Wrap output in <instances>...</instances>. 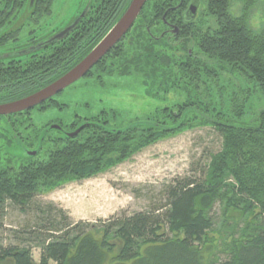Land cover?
I'll return each mask as SVG.
<instances>
[{"label": "trees", "instance_id": "trees-1", "mask_svg": "<svg viewBox=\"0 0 264 264\" xmlns=\"http://www.w3.org/2000/svg\"><path fill=\"white\" fill-rule=\"evenodd\" d=\"M190 1L148 0L132 29L85 77H97L99 82L106 76L127 77L137 65L149 73L166 67L171 75L192 76L200 67L199 61H192L201 59L202 71L212 78L217 76L215 66H220L241 81L227 96L225 111L231 118L245 112L252 94L264 98V31L253 32L246 24L260 0H197V15L189 19L184 12ZM235 1L241 5L240 15L232 11ZM130 2L92 0L79 23L47 42L62 27L49 29L42 21L51 15L53 0H0V104L29 96L72 69L105 37ZM203 12L214 19L213 32L197 28ZM29 43L32 51H26ZM18 50L28 53L8 55ZM117 59L125 60L119 69ZM64 107L54 96L30 110L0 116L6 136L16 143L12 145L36 159L17 173L0 171V229L10 210L29 216L19 230H11L12 240L0 237V264H264V108L253 114L252 125L224 121L225 114L214 110L208 124L222 136L221 149L200 170L164 185L162 199L149 209L72 223L63 209L37 200L45 188L91 178L104 169L111 154L123 160L133 142L145 145L186 122L178 127L164 124L167 117L180 115L169 107L153 112L143 125L123 128L111 125L118 114L115 109L90 117L76 113L69 123L56 119L57 123L36 127L30 121L33 110ZM19 115H26V126L36 129L34 155L28 154L30 147L12 124ZM140 127L149 134L147 139ZM78 129L77 135L69 136ZM47 142L54 148L38 159ZM35 246L40 250L38 261Z\"/></svg>", "mask_w": 264, "mask_h": 264}, {"label": "rangeland", "instance_id": "rangeland-1", "mask_svg": "<svg viewBox=\"0 0 264 264\" xmlns=\"http://www.w3.org/2000/svg\"><path fill=\"white\" fill-rule=\"evenodd\" d=\"M91 1L53 0L51 15L42 18V21L45 20L46 27L49 29L62 26L59 32H55L64 34L68 27L71 28L79 23L82 18V14L79 13L87 9L85 3L89 5ZM236 4L239 2H233V7ZM261 8H264V0H260L254 11ZM197 20V28L201 33L213 32L216 28L214 19L209 18L204 12L202 15L199 14ZM126 41L128 45L131 44L128 38ZM33 42L35 43V40ZM196 44H198L197 39ZM197 46L195 52L198 55ZM26 50L31 51L30 48ZM133 51L132 49L129 53ZM24 53L28 52L18 50L8 55L19 56ZM175 60L178 63L185 62V59ZM195 60L199 61L200 67H196L197 72L191 74L192 76L177 72L171 75L166 67L156 68L155 72L149 73L147 68L143 69L144 65H133L136 67L133 70L131 67L128 68L131 71L127 73V77L114 75L107 78L106 76L103 82H99L97 77H83L55 96L58 102L66 104L67 107L52 108L45 112L33 110L30 113V121L36 127L47 123H57L56 119L69 123L76 113L82 117H90L102 109H115L118 112L111 123L116 128L143 125L149 115L166 107L175 113L179 112L180 115L175 119L167 117L164 124L178 127L183 121L186 122L175 132L160 135L156 140L145 145L136 146L135 144L139 142H133L132 151L123 160L119 159L120 156L117 153L109 155L110 159L104 164V169L91 178L83 181H69L51 189L45 188V193L37 200L42 203H53L56 207L63 209L72 223L97 222L121 213L131 215L147 210L152 203L162 199L161 192L164 185L176 177H184L200 170L210 161V155L221 149L222 136L218 130L208 124L211 117L215 116L214 110L225 114L226 118L220 117L224 121H230L235 125H252L253 114L264 108V98L252 94L245 104V110H243L245 112L231 118L232 116L225 111L227 104L225 100L240 86L241 81L234 73L220 66H215L217 76L212 78L209 72L202 71L205 69V64L201 63V59L193 61L191 59L192 62ZM116 61L115 66L119 69L123 66L121 62L125 60L117 59ZM207 66L211 69L213 67L211 63H207ZM164 70L166 73L163 72ZM99 73L97 70V74ZM153 80H157L159 84ZM180 104L185 106L180 109ZM193 105L194 108H191ZM25 119H27L26 115H19L14 123L12 120V124L14 129L20 132L23 142L30 147L31 150H27L29 154L36 147L38 135L34 127L26 126L29 123ZM143 128L140 127L142 133ZM137 132L141 134L139 130ZM58 134L55 132L53 135L59 136ZM141 135H147L146 139L149 136L146 131ZM12 144L16 143L6 136L4 123L0 119V171L7 170L14 174L19 172L22 166L36 159L28 158L25 151L22 152L20 148ZM53 146L51 142L45 143L44 151L38 159L44 158L47 151L54 148ZM28 219L29 216L20 211L10 210L4 217V227L0 229V237L9 242L12 240L11 230H19ZM33 254L38 261L40 250L36 246L33 247Z\"/></svg>", "mask_w": 264, "mask_h": 264}, {"label": "water", "instance_id": "water-1", "mask_svg": "<svg viewBox=\"0 0 264 264\" xmlns=\"http://www.w3.org/2000/svg\"><path fill=\"white\" fill-rule=\"evenodd\" d=\"M147 1L148 0H131L129 6L116 24L84 59L60 78L41 90L22 99L0 104V116H8L30 110L60 94L66 88L85 77L90 70L132 29ZM188 16L192 18L193 14H188ZM79 131L80 129L69 134V136L73 137L77 135ZM29 154L34 155L35 151L29 152Z\"/></svg>", "mask_w": 264, "mask_h": 264}, {"label": "clouds", "instance_id": "clouds-1", "mask_svg": "<svg viewBox=\"0 0 264 264\" xmlns=\"http://www.w3.org/2000/svg\"><path fill=\"white\" fill-rule=\"evenodd\" d=\"M240 7V4H236L233 7L232 11L236 15H240ZM246 24L253 32L259 33L261 31H264V8L254 11L251 15H249L246 20Z\"/></svg>", "mask_w": 264, "mask_h": 264}, {"label": "flooded vegetation", "instance_id": "flooded-vegetation-1", "mask_svg": "<svg viewBox=\"0 0 264 264\" xmlns=\"http://www.w3.org/2000/svg\"><path fill=\"white\" fill-rule=\"evenodd\" d=\"M198 3V1L197 0H192V1H190L189 3H188V5H187V8H186V10H185V12L184 13H186V15H187V18H189V19H192V18H195L196 17V15H197V12H198V8H199V5L197 4ZM90 4V3H89ZM85 5H87V7H85V8H87V9H85V10H83L82 12H80L79 14H82V17H84L87 13H88V11H89V5L87 4V3H85ZM188 14H193V17L191 18L190 16H188ZM70 22V21H69ZM69 28V27H68ZM67 28V29H68ZM171 31H179V29L178 28H173V29H171ZM60 36H62L61 34H59ZM59 35H54V36H52L50 39H48V41L47 42H50V41H56L57 40V38H55L56 36H59ZM34 41V40H33ZM32 41V42H33ZM33 44H30L29 46H28V48H30V50L31 49H33ZM26 51H29V50H26ZM32 51V50H31Z\"/></svg>", "mask_w": 264, "mask_h": 264}]
</instances>
